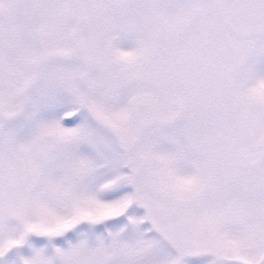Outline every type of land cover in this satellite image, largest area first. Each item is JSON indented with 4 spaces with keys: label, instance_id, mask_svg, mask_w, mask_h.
<instances>
[{
    "label": "snow or ice",
    "instance_id": "1",
    "mask_svg": "<svg viewBox=\"0 0 264 264\" xmlns=\"http://www.w3.org/2000/svg\"><path fill=\"white\" fill-rule=\"evenodd\" d=\"M0 264H264V0H0Z\"/></svg>",
    "mask_w": 264,
    "mask_h": 264
}]
</instances>
